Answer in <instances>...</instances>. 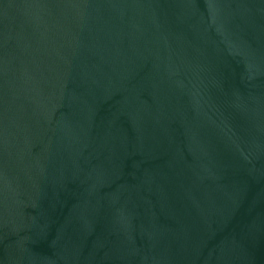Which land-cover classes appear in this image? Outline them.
I'll use <instances>...</instances> for the list:
<instances>
[{"label": "water", "instance_id": "obj_1", "mask_svg": "<svg viewBox=\"0 0 264 264\" xmlns=\"http://www.w3.org/2000/svg\"><path fill=\"white\" fill-rule=\"evenodd\" d=\"M0 264H264V0H0Z\"/></svg>", "mask_w": 264, "mask_h": 264}]
</instances>
